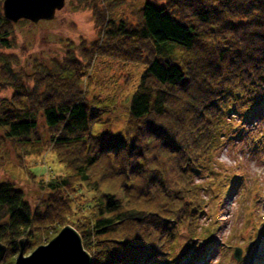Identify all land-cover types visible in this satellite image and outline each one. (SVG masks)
Wrapping results in <instances>:
<instances>
[{
	"label": "trees",
	"instance_id": "trees-1",
	"mask_svg": "<svg viewBox=\"0 0 264 264\" xmlns=\"http://www.w3.org/2000/svg\"><path fill=\"white\" fill-rule=\"evenodd\" d=\"M3 1L0 88L13 93L0 98V130L39 154L40 115L63 168L35 209L22 188L0 181L2 263H15L22 238L29 253L70 224L92 264H191L189 250L212 238L199 230L206 194L232 183L217 170V150L247 137L264 144V128L257 137L248 127L264 121V0H147L136 22L118 13L132 0H85L97 38L79 47L80 59L68 52L52 70L40 65L35 87L4 52L15 23ZM98 56L147 66L117 133H93L104 109L87 99L84 79Z\"/></svg>",
	"mask_w": 264,
	"mask_h": 264
},
{
	"label": "rangeland",
	"instance_id": "rangeland-1",
	"mask_svg": "<svg viewBox=\"0 0 264 264\" xmlns=\"http://www.w3.org/2000/svg\"><path fill=\"white\" fill-rule=\"evenodd\" d=\"M84 1L66 0L65 7L53 19H41L37 23L19 21L14 24L15 44L12 48L4 49V52L14 59V69L25 73L30 87L36 86L40 65L52 70L53 63L64 60L70 55L68 52L80 59L82 50L79 47L97 38L98 27L92 11L84 6ZM132 1L131 5H123L118 13L124 12V16L136 22L135 11L144 7L147 0ZM146 68L144 63L108 56L95 58L84 79L87 99L104 109L102 119L93 125L94 135L104 131L117 133L124 129L131 98ZM39 88L42 93L44 87ZM12 93V87L0 88V98L10 97ZM38 119V135L44 141L42 145H36L41 150L39 154L26 155L0 130V181L11 180L22 188L33 209L46 197L43 187H47V181L52 180L63 168L55 152L46 145L48 129L40 115ZM254 124L257 127L252 124L248 127L254 136L259 137V125L264 128V121ZM215 156L217 170L231 176L232 183L230 189H220L219 197H216V190L206 194L208 203L199 219V230L209 228L212 238L205 243L198 240L199 250L186 248V251L191 249L188 253L192 254L191 264H264V144L256 147L247 137L221 147ZM211 182L216 185L215 179H211ZM208 247L214 248L208 252L207 258L200 259ZM239 250L241 257L237 259L235 256ZM30 253L25 250L26 255Z\"/></svg>",
	"mask_w": 264,
	"mask_h": 264
},
{
	"label": "water",
	"instance_id": "water-1",
	"mask_svg": "<svg viewBox=\"0 0 264 264\" xmlns=\"http://www.w3.org/2000/svg\"><path fill=\"white\" fill-rule=\"evenodd\" d=\"M66 0H4V16L16 23L26 19L37 23L41 19H53L63 9ZM26 240L19 241L20 249L14 264H92L93 257L84 247L79 231L68 224L48 243L36 247L30 254H25ZM8 251L6 244L0 242V264ZM237 259L241 250L236 252Z\"/></svg>",
	"mask_w": 264,
	"mask_h": 264
},
{
	"label": "bare ground",
	"instance_id": "bare-ground-1",
	"mask_svg": "<svg viewBox=\"0 0 264 264\" xmlns=\"http://www.w3.org/2000/svg\"><path fill=\"white\" fill-rule=\"evenodd\" d=\"M3 262V261H2Z\"/></svg>",
	"mask_w": 264,
	"mask_h": 264
}]
</instances>
